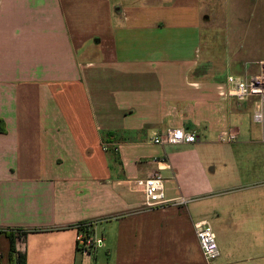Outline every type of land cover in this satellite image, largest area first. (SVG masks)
<instances>
[{
	"label": "crops",
	"instance_id": "crops-1",
	"mask_svg": "<svg viewBox=\"0 0 264 264\" xmlns=\"http://www.w3.org/2000/svg\"><path fill=\"white\" fill-rule=\"evenodd\" d=\"M206 5L0 0V264H208L200 221L218 240L213 264H264V211L244 212L264 195L232 192L260 181L244 179L240 162L264 155L255 100L219 96L246 74L233 56L217 71L204 63ZM175 128L196 143H154ZM222 131L237 141L219 142ZM156 172L170 202L149 209L137 181ZM88 224L104 247L85 254L76 236ZM252 234L255 262L245 258Z\"/></svg>",
	"mask_w": 264,
	"mask_h": 264
},
{
	"label": "rangeland",
	"instance_id": "rangeland-1",
	"mask_svg": "<svg viewBox=\"0 0 264 264\" xmlns=\"http://www.w3.org/2000/svg\"><path fill=\"white\" fill-rule=\"evenodd\" d=\"M206 4L204 12L208 15L207 22L212 25L207 23L204 25L201 44L204 63L212 57L216 65L214 71H217L236 57L243 62L244 74L247 71L256 72L259 62L264 60V0H210V2L206 0ZM254 128L258 131L260 140L264 141V128L256 122ZM240 162L244 167V179L247 180L249 177L250 181L253 178L260 181L256 184H242L232 192H239L254 199L263 196L264 155L249 151L242 155ZM258 167L261 172L254 175L253 170ZM246 172H249L248 176ZM260 210L264 211V204L256 203L250 205L248 209L245 208L244 212L249 211L257 217ZM250 236L251 254L245 258L249 257L251 262H255L263 259L262 255L256 254L259 235Z\"/></svg>",
	"mask_w": 264,
	"mask_h": 264
},
{
	"label": "built area",
	"instance_id": "built-area-1",
	"mask_svg": "<svg viewBox=\"0 0 264 264\" xmlns=\"http://www.w3.org/2000/svg\"><path fill=\"white\" fill-rule=\"evenodd\" d=\"M246 75H231L227 81L218 86V94L223 99H236L244 102L254 99L253 119L256 123L264 124V61H260L257 71L246 72ZM238 135L235 132L222 131L218 136L221 143H235ZM197 136L193 132H187L183 128L169 129L166 133L154 139V143L159 145H180L194 144ZM140 191L145 196V206L149 209L163 206L170 202L166 197V179L159 172L153 173L145 180L137 181ZM178 204H187L184 198L177 199ZM93 224L80 225L76 236L77 249L82 252L91 253L104 247V240L98 238L91 230ZM196 236L199 241L203 257L208 264H213L220 256V248L217 243L216 234L207 221H200L195 224ZM18 243L15 250L16 257H20L26 252L24 233L16 231Z\"/></svg>",
	"mask_w": 264,
	"mask_h": 264
},
{
	"label": "trees",
	"instance_id": "trees-1",
	"mask_svg": "<svg viewBox=\"0 0 264 264\" xmlns=\"http://www.w3.org/2000/svg\"><path fill=\"white\" fill-rule=\"evenodd\" d=\"M17 231L23 233V231H21V230H20V231L17 230ZM10 235H11V234H10ZM10 238H11V240H12V249H11V252L15 254V247H14V243H13V240H14V239H13V235H11ZM17 258H18V261L21 259V257H17ZM12 260H13V258H12Z\"/></svg>",
	"mask_w": 264,
	"mask_h": 264
}]
</instances>
